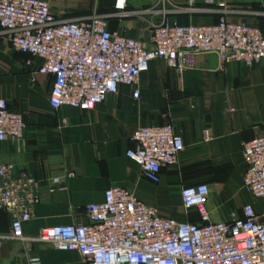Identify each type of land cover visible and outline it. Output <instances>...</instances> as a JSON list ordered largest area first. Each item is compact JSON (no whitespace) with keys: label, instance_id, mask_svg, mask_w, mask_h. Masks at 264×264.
I'll use <instances>...</instances> for the list:
<instances>
[{"label":"crops","instance_id":"1","mask_svg":"<svg viewBox=\"0 0 264 264\" xmlns=\"http://www.w3.org/2000/svg\"><path fill=\"white\" fill-rule=\"evenodd\" d=\"M45 1L63 19L105 16L111 33L143 43H148L152 24L162 19L159 0H125L123 11L114 9L116 0ZM228 7L230 22L257 27L264 37V0H228ZM169 18L185 26L214 24L219 16ZM38 65L37 59L12 50L0 33V97L26 123L23 143L0 142V165L12 164L40 182L32 218L23 225L25 235L86 224V207L102 203L111 187L130 190L161 216L179 221L199 222L195 211L185 218L180 199L181 188L198 184L209 188L206 209L212 222L242 216L247 204L256 211L264 208L240 188L243 145L264 137V59L251 66L231 62L222 69L216 53H202L182 73L156 60L139 78L138 100L132 88L121 86L88 112L53 110L52 78L39 75ZM166 124L182 137L185 149L178 166L163 169L160 182L153 184L126 153L134 147L138 128ZM53 178H60L66 190L50 193ZM9 232V215L0 210V234ZM31 257L41 264H84L76 253L42 244L5 241L0 246V264H29Z\"/></svg>","mask_w":264,"mask_h":264},{"label":"built area","instance_id":"2","mask_svg":"<svg viewBox=\"0 0 264 264\" xmlns=\"http://www.w3.org/2000/svg\"><path fill=\"white\" fill-rule=\"evenodd\" d=\"M125 2L116 0L114 9L123 11ZM158 4L162 19L152 24L148 43L111 33L106 17L97 13L82 19L60 18L45 0H0V33L12 50L39 61V75L52 78L49 104L53 110L91 111L121 86L132 88V97L138 100L139 78L156 60L182 73L202 53H216L222 69L231 62L251 66L264 59L260 29L230 22L228 0H159ZM200 14L219 18L214 24L185 26L169 18ZM25 128L23 115L10 110L0 97V142L23 143ZM132 142L126 157L153 184L160 182L163 169L178 166L185 149L171 124L140 127ZM242 160L241 190L264 203V137L244 143ZM49 183L50 193L66 190L60 178ZM39 185L14 165H0V210L10 218V232L0 234V246L5 241L42 244L76 253L84 264H264V208L256 211L247 204L242 216L212 222L205 184L180 190L184 216L195 211L196 223L161 216L132 191L111 187L102 203L86 207V224L25 235L23 225L32 218ZM29 264L41 262L31 257Z\"/></svg>","mask_w":264,"mask_h":264},{"label":"trees","instance_id":"3","mask_svg":"<svg viewBox=\"0 0 264 264\" xmlns=\"http://www.w3.org/2000/svg\"><path fill=\"white\" fill-rule=\"evenodd\" d=\"M217 21H218V20H217ZM217 21H216V22H217ZM216 22H215V23H216Z\"/></svg>","mask_w":264,"mask_h":264}]
</instances>
